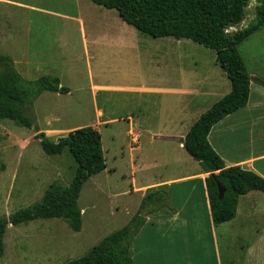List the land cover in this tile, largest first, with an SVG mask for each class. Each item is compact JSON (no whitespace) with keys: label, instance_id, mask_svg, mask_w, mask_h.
I'll return each instance as SVG.
<instances>
[{"label":"rangeland","instance_id":"rangeland-1","mask_svg":"<svg viewBox=\"0 0 264 264\" xmlns=\"http://www.w3.org/2000/svg\"><path fill=\"white\" fill-rule=\"evenodd\" d=\"M254 9L250 4L244 21L229 32L253 23ZM237 50L247 72L264 80V26ZM0 56L9 58L25 81L57 78L69 91L44 92L32 106H24L30 128L0 120V218L40 202L53 182L71 181L74 166L68 156H46L36 132L56 142L70 131L92 127L100 134L106 166L82 185L79 233L57 219L8 226L0 264H67L79 259L136 216L140 199L133 187L198 172L197 162L187 154L159 147L154 136L169 126L156 114L152 87H198L210 75L225 79L213 51L185 39L142 35L116 11L89 0H0ZM136 135L143 151L141 169L137 161L142 155L130 150ZM150 143L154 153L147 152ZM259 195L263 200L255 204L251 218L244 221L239 207L237 220L226 223L220 233L223 264H264V196ZM196 249L185 247L188 261L175 257L158 264H206L202 247L201 253ZM131 256L137 264L135 253ZM211 259L208 255V264H214Z\"/></svg>","mask_w":264,"mask_h":264},{"label":"trees","instance_id":"trees-1","mask_svg":"<svg viewBox=\"0 0 264 264\" xmlns=\"http://www.w3.org/2000/svg\"><path fill=\"white\" fill-rule=\"evenodd\" d=\"M93 5L117 12L119 18L138 33L151 38L185 39L215 53L231 91L223 102L198 119L184 138L186 154L197 162L205 179L212 224L217 227L235 218L238 199L251 192L264 195V178L240 167L227 168L208 142L211 129L225 117L244 108L248 102L250 76L238 53V46L264 26V0H255L257 18L246 28L229 32L246 18L251 0H89ZM44 92L67 94L57 78L41 77L28 82L15 71L11 60L0 56V120H9L24 128L32 126L22 108L32 106ZM34 138L41 151L50 157L67 155L74 166L68 185L55 181L40 202L21 209L8 218H0V258L8 226L26 225L36 220H63L70 229L81 230L78 197L90 177L106 166L99 132L92 127L79 128L50 141L43 133ZM217 183L224 189L218 198ZM149 195L145 201L155 198ZM143 221L134 217L121 230L103 238L89 252L67 264H132L130 247Z\"/></svg>","mask_w":264,"mask_h":264},{"label":"crops","instance_id":"crops-1","mask_svg":"<svg viewBox=\"0 0 264 264\" xmlns=\"http://www.w3.org/2000/svg\"><path fill=\"white\" fill-rule=\"evenodd\" d=\"M214 62L216 64V60ZM222 76H225V79L217 75L207 76L198 83V87L173 85L167 87L160 84L152 87L156 114L158 117L163 116L162 124L169 126L167 130L164 129V133L154 136L158 137L161 144L159 147L182 156L186 154L184 138L188 131L198 119L214 106L222 103L231 91L224 72ZM249 76L256 80L250 82L246 106L216 124L207 139L227 168L240 167L264 178V80L255 77L253 73ZM92 89L97 91L99 87H92ZM105 89L122 90L112 87H105ZM99 113L101 116V112ZM132 140L134 146L130 150H135L138 157L142 155L137 161L138 168L141 169L144 162L141 161L143 151L139 143V135ZM148 146L147 152L154 153L155 146L151 143ZM184 160L188 161L186 157ZM197 166L198 172L195 174L133 187L132 193L139 194L140 199L134 216L141 215L140 218L143 221L130 247V256L133 252L135 253L137 264H144V262L158 264L171 262L176 258L188 261V253L186 255L184 253L188 250L185 251V247L189 244L192 248L196 245V251L200 253L202 247L203 258L207 261L210 255L214 264H223L219 239L223 235L220 233L225 230L223 228L226 223L217 227L212 224L205 185L208 174L202 172L199 164ZM152 194L157 196L145 201V198ZM261 199L259 192H251L240 197L235 218L230 222L237 220L239 207H242L244 221L251 218L256 213L255 204L260 203ZM140 210L143 211L138 215ZM178 247L182 248L180 254ZM131 259L133 264V256ZM207 261H205L206 264H208Z\"/></svg>","mask_w":264,"mask_h":264},{"label":"water","instance_id":"water-1","mask_svg":"<svg viewBox=\"0 0 264 264\" xmlns=\"http://www.w3.org/2000/svg\"><path fill=\"white\" fill-rule=\"evenodd\" d=\"M251 4H253L256 7L255 0H251ZM246 9H247V7H246ZM254 11L256 13V18H257L256 8L254 9ZM254 80H256V79H254L253 77L252 78L250 77V82H252ZM217 190H218V198H219V200H222L224 197V194H225V189L219 183H217Z\"/></svg>","mask_w":264,"mask_h":264}]
</instances>
